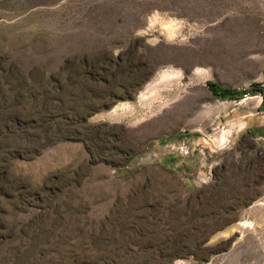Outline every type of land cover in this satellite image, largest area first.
I'll return each mask as SVG.
<instances>
[{
	"label": "rangeland",
	"instance_id": "374dc122",
	"mask_svg": "<svg viewBox=\"0 0 264 264\" xmlns=\"http://www.w3.org/2000/svg\"><path fill=\"white\" fill-rule=\"evenodd\" d=\"M254 86L264 0H0V264H264Z\"/></svg>",
	"mask_w": 264,
	"mask_h": 264
},
{
	"label": "trees",
	"instance_id": "16d2710c",
	"mask_svg": "<svg viewBox=\"0 0 264 264\" xmlns=\"http://www.w3.org/2000/svg\"><path fill=\"white\" fill-rule=\"evenodd\" d=\"M208 88L212 92V94L221 100L224 99H233L237 100L244 96L245 93H250L249 90L245 89L243 90L241 87H225L220 84L214 83V82H207ZM255 93H260L263 96L262 105H264V86L263 87H257L254 86L252 89L251 95Z\"/></svg>",
	"mask_w": 264,
	"mask_h": 264
},
{
	"label": "built area",
	"instance_id": "2783aa9c",
	"mask_svg": "<svg viewBox=\"0 0 264 264\" xmlns=\"http://www.w3.org/2000/svg\"><path fill=\"white\" fill-rule=\"evenodd\" d=\"M242 89L245 90L246 88L243 87ZM248 95H250V93L247 92V93L244 94L243 97L246 98ZM174 147H175V144H174ZM178 149L182 153H184L186 155H188L191 152V146H190V144L186 140H183V141L179 142ZM199 151L202 152V149L199 148Z\"/></svg>",
	"mask_w": 264,
	"mask_h": 264
},
{
	"label": "bare ground",
	"instance_id": "6f19581e",
	"mask_svg": "<svg viewBox=\"0 0 264 264\" xmlns=\"http://www.w3.org/2000/svg\"><path fill=\"white\" fill-rule=\"evenodd\" d=\"M246 99H247V98L242 99V100H246ZM229 133H230V130H228V129H227V130H224V131L222 132L220 138H217L218 141H219V142H225V141H227ZM215 139H216V138H215ZM217 139H216V140H217Z\"/></svg>",
	"mask_w": 264,
	"mask_h": 264
},
{
	"label": "crops",
	"instance_id": "0c3cea01",
	"mask_svg": "<svg viewBox=\"0 0 264 264\" xmlns=\"http://www.w3.org/2000/svg\"><path fill=\"white\" fill-rule=\"evenodd\" d=\"M212 95H213V94H212ZM213 97L216 98L214 95H213ZM216 99H219V98H216ZM260 104H261V103H258V105H257V108L259 107L258 110H257L258 113H262V112H264V109H261ZM249 114H250V113H249ZM249 114H246V115H249ZM230 132H231V131H230ZM229 134H230V133H229ZM228 136H229V135H228ZM227 140H228V139H227Z\"/></svg>",
	"mask_w": 264,
	"mask_h": 264
}]
</instances>
